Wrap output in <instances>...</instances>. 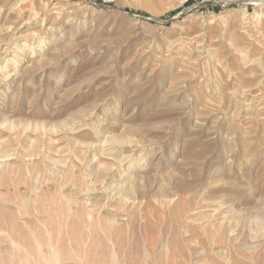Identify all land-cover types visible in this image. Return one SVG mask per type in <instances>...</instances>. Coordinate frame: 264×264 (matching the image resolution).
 Returning a JSON list of instances; mask_svg holds the SVG:
<instances>
[{"label": "rangeland", "instance_id": "1", "mask_svg": "<svg viewBox=\"0 0 264 264\" xmlns=\"http://www.w3.org/2000/svg\"><path fill=\"white\" fill-rule=\"evenodd\" d=\"M263 1L0 0V264H81L122 214L116 257L168 259L176 208L205 245L264 235Z\"/></svg>", "mask_w": 264, "mask_h": 264}, {"label": "bare ground", "instance_id": "2", "mask_svg": "<svg viewBox=\"0 0 264 264\" xmlns=\"http://www.w3.org/2000/svg\"><path fill=\"white\" fill-rule=\"evenodd\" d=\"M234 1V0H233ZM239 1V0H238ZM262 2V1H261ZM264 2V1H263ZM223 3V2H222ZM225 3V2H224ZM250 3H252V4H257L258 5V0H250ZM262 5V4H261ZM3 8V7H2ZM1 10V9H0ZM1 12V11H0ZM263 13V12H262ZM9 29H11V28H9ZM19 30V29H18ZM15 39V38H14ZM1 46V45H0ZM7 62V61H6ZM245 62V61H244ZM258 62V61H257ZM7 64V63H6ZM3 65H5V64H3ZM260 66V69H262V67H261V65H259ZM259 66H258V68H259ZM4 68V67H3ZM2 68V70H5V69H3ZM256 68H257V66H256ZM257 68V69H258ZM263 71H264V69H262ZM28 160V159H27ZM31 160V159H30ZM0 173H2V172H0ZM2 175L3 174H1V177H2ZM0 177V178H1ZM104 190V189H103ZM108 190V189H107ZM113 191V190H112ZM71 192V191H70ZM92 192V191H91ZM116 193V192H115ZM114 193V194H115ZM70 194V193H69ZM88 194V193H87ZM92 195V194H91ZM116 195V194H115ZM67 196H68V194H67ZM103 196V195H102ZM65 197H66V194H65ZM97 197H99V196H97ZM101 197V196H100ZM111 197H112V195H111ZM117 197V196H116ZM63 198V197H62ZM68 198H70V196L68 197ZM71 198H72V196H71ZM85 198V197H84ZM43 199H44V197H43ZM92 199V198H91ZM100 200L102 199V198H99ZM104 199H106V198H104ZM116 199H118V198H116ZM115 199V200H116ZM132 199H134V197H132ZM136 199V198H135ZM134 199V200H135ZM45 200V199H44ZM85 200V199H84ZM83 200V201H84ZM93 200V199H92ZM91 200V201H92ZM94 200H96V198L94 199ZM93 200V201H94ZM107 200V199H106ZM112 200V199H111ZM126 200V199H125ZM128 200V199H127ZM172 200H174V199H172ZM103 201V200H102ZM107 201H109V200H107ZM106 201V202H107ZM113 201V200H112ZM120 201H123V200H120ZM120 201H119V203H120ZM166 201L168 202L169 200H165V203H166ZM42 202V204H43V201H41ZM99 202H101V201H98V203ZM105 202V203H106ZM117 202V201H116ZM140 202V201H139ZM170 202V204H171V202L172 201H169ZM198 202H199V200H198ZM201 203H204V200H203V202L202 201H200ZM200 202H199V204H200ZM208 202V201H207ZM76 203H78V202H76ZM112 203V202H111ZM118 203V204H119ZM126 203H127V201H126ZM134 203V202H133ZM141 203V202H140ZM140 203H138V205L140 204ZM143 203V202H142ZM163 203V202H162ZM178 203V202H177ZM176 203V204H177ZM183 203V202H182ZM194 203H195V201H194ZM205 203H206V201H205ZM204 203V204H205ZM41 204V205H42ZM75 204V203H74ZM80 204V203H79ZM78 204V205H79ZM86 204V203H85ZM97 204V203H96ZM101 204H103V203H101ZM117 204V203H116ZM125 204V203H124ZM124 204H123V206H122V204H121V206L122 207H124ZM130 204V203H129ZM173 204V203H172ZM186 204V203H185ZM185 204H182V207L181 208H183V209H185ZM187 204H188V202H187ZM43 205H45V204H43ZM83 205V204H82ZM81 205V206H82ZM105 205H107V204H105ZM109 205V204H108ZM120 205V204H119ZM128 205V204H127ZM137 205V206H138ZM160 205H161V203H160ZM162 205H164V203L162 204ZM161 205V206H162ZM167 205V204H166ZM178 205H180L181 206V204H178ZM183 205H185V206H183ZM80 205H79V207H81ZM91 206V205H90ZM109 206H111V205H109ZM140 206V205H139ZM175 207H176V205H174ZM189 206H190V204H189ZM206 205H204V207H205ZM208 206V205H207ZM73 206H70V208H72ZM106 207V206H105ZM131 208H133V207H135V206H130ZM130 207H128L129 208V211L131 210V211H133L132 209H130ZM164 207V206H163ZM166 208H167V206H165ZM187 207V206H186ZM193 207H195V206H193ZM199 207H201V205L199 206ZM199 207H198V209H199ZM203 207V208H204ZM62 208H63V206H62ZM67 208V207H66ZM74 208V207H73ZM88 208V207H87ZM103 208H104V205H103ZM113 209L112 210H115L114 209V207H112ZM136 208H138V207H136ZM189 208V207H188ZM187 208V209H188ZM202 208V209H203ZM47 209V208H46ZM76 209V208H75ZM81 209H83V208H81ZM89 209H90V207H89ZM97 209V208H96ZM163 209H165V208H162V210ZM167 209H169V207L167 208ZM172 209V208H171ZM171 209L170 210H168L169 212L171 211ZM189 209H191V207L189 208ZM189 209H188V212H191V211H189ZM194 209V208H193ZM193 209H191V210H193ZM195 209H196V207H195ZM197 209V210H198ZM207 208H205L204 210H206ZM209 209V208H208ZM207 209V210H208ZM45 210V209H44ZM48 210V209H47ZM50 210V209H49ZM62 210V209H61ZM60 210V211H61ZM63 210H64V208H63ZM70 210V209H69ZM71 210H74V209H71ZM78 210V209H77ZM88 210V209H87ZM87 210H86V212H87ZM91 210V209H90ZM89 210V211H90ZM92 210H93V208H92ZM94 210H95V208H94ZM103 210V209H102ZM139 210V209H138ZM186 210V209H185ZM185 210H183V211H185ZM201 210V209H200ZM262 210V209H261ZM261 210H260V212H259V217H258V219L255 221L256 222V225L257 226H260V225H262V223L264 222V210L261 212ZM76 211V210H75ZM79 211V210H78ZM77 211V212H78ZM80 211H82V210H80ZM110 211V210H109ZM126 211H128V210H126ZM128 211V212H129ZM134 211H135V209H134ZM167 211V212H168ZM173 211V210H172ZM181 211L179 208H176V212L174 213V214H172V215H175L174 216V218L173 217H171V218H173V221H172V224H170V225H173V226H176L178 223H179V221H181V219H183V216H184V222H186L187 223V228H188V230H187V234L186 233H184V234H186V235H183V233H181V232H179L178 231V229H174V230H170V232H169V225H168V227H166V228H168V229H164L165 231H164V233L166 232V230H168V235H169V238H170V241H168V243L171 245V244H173L174 246V248L177 246V249H174V248H171L170 246V248H171V250H169V253H171L170 251H172V249H174V251L171 253V256H170V254H169V257L170 258H168V259H164V255H163V250H162V248L165 250V248H166V246H164V247H161V250H159L158 252H156V253H153L152 251H155V250H152V251H145V250H143L144 252H139V254L137 255V253L136 254H129L128 256H122V255H120V258L117 256H115L114 255V251H115V249H117V250H120V248H121V246H122V244H123V241H124V239H123V237H122V235H121V232H120V228H122V227H119V226H121L123 223V220L121 219V217H123L124 215L122 214V215H114V217H112V218H107V217H104V218H106V219H108V220H106V219H104L103 218V221H102V224H101V226H100V228L105 232V234H107L108 235V239L110 238L112 241H110V243L113 245V248H110L109 247V245H107L106 243H102V245L100 244V243H98V246H99V244L101 245V246H99L100 248L99 249H96V246H97V244H94V246H92V247H90V249H92V251H88L87 250V248H86V255L84 256V261L81 263V264H194V263H196V264H261L262 263V259H260L261 258V254H262V252L260 251V258H259V256H257L255 253L257 252V251H259V249L261 250V249H264V235H262V236H259L258 238L259 239H257L256 238V240L254 241H251V242H249L248 240V242L249 243H240V242H238V243H240V244H238V245H236L235 244V240H232V241H234V246L232 245H230L231 243H224L218 236H216V235H218V234H220V231L222 232V229L219 227V228H217V229H214V231H213V229H212V231H213V234H211V242H209V243H207V244H209V246L206 244L205 245V243H203V239H202V235L201 234H203V228L201 229V231H198L199 229H197L196 227V229L197 230H195V229H193L192 228V226L193 225H191V222L195 219V218H193L191 215H192V213H190L191 215H189V214H187V213H179V212ZM187 211V210H186ZM194 211V210H193ZM202 211V210H201ZM201 211L199 212V213H201ZM232 211V210H231ZM42 212H43V210H42ZM66 212V211H65ZM71 211H69V213H70ZM73 212V211H72ZM93 212V211H92ZM92 212H90V213H92ZM96 212H99L98 210L96 211ZM106 212V211H105ZM117 212H119V211H117ZM136 212V211H135ZM135 212H133V213H135ZM165 212V211H164ZM197 212V213H198ZM208 212V211H207ZM44 213V212H43ZM46 213V212H45ZM44 213V214H45ZM48 213V212H47ZM47 213H46V215H47ZM94 213H95V211H94ZM108 213V212H107ZM130 213H132V212H130ZM138 213V212H137ZM161 213V212H160ZM163 213V212H162ZM234 213V212H233ZM256 213V212H255ZM254 213V214H255ZM64 214V213H63ZM80 215H81V213H79ZM78 213H77V215H79ZM83 214V213H82ZM110 214H112V212L110 213ZM129 214V213H128ZM146 214V213H145ZM166 214V213H165ZM168 214V213H167ZM171 214H170V216H171ZM185 214H187V215H185ZM194 214V213H193ZM203 214V213H202ZM205 214V213H204ZM213 214V213H212ZM257 214H255V216L257 215ZM67 215V217H68V214H66ZM71 215V214H70ZM87 215L88 216H90L89 215V213L87 212ZM86 215V216H87ZM93 215V214H92ZM91 215V216H92ZM99 215H100V213H99ZM127 215V214H126ZM135 215H136V213H135ZM135 215H132V216H135ZM143 215V214H142ZM160 215V214H159ZM158 215V217H160ZM191 217V218H189V216ZM210 215V214H209ZM215 215H217V214H215ZM257 215V216H258ZM54 216V215H53ZM52 215H51V218L53 217ZM74 216H76V214L74 215ZM82 216V218L84 217H86L85 215L83 216V215H81ZM94 216V215H93ZM105 216V215H104ZM107 216V215H106ZM130 216H131V214H130ZM194 216V215H193ZM198 216V215H197ZM204 216V215H203ZM252 216H254L253 214H252ZM48 217L50 218V215H48ZM48 217H47V219H48ZM66 217V216H65ZM64 217V218H65ZM77 217V216H76ZM76 217L74 218V222H75V219H76ZM80 217V216H79ZM127 216H125V218H126ZM166 217V216H165ZM195 217H196V215H195ZM200 217V216H199ZM201 217H202V215H201ZM205 217V216H204ZM207 217V216H206ZM205 217V218H206ZM208 217H212V216H208ZM215 217V216H214ZM213 217V218H214ZM70 218V217H69ZM78 218V217H77ZM81 218V217H80ZM81 218V219H82ZM84 218H83V220H84ZM90 218V217H89ZM133 218V217H132ZM168 218V217H167ZM203 218V217H202ZM202 218H199V219H202ZM217 218H219V217H217ZM216 218V219H217ZM254 218H256V217H254ZM54 219H57L56 218V216H55V218ZM60 219V218H59ZM66 219V218H65ZM68 219V218H67ZM93 220H94V218H92ZM134 219V218H133ZM156 219L157 220H159L157 217H156ZM164 219H166V218H164ZM170 219V218H169ZM210 218H208L207 220H209ZM225 219V218H224ZM224 219H220V220H224ZM52 220V219H51ZM64 220V219H63ZM90 220H91V218H90ZM98 220V219H97ZM132 220V219H131ZM172 220V219H171ZM197 220H198V217H197ZM53 221V220H52ZM52 221H49V219H48V222H50L49 224H51L52 223V225H53V223L54 222H56V220L54 221V222H52ZM60 221H62L61 219L58 221V219H57V222H60ZM69 221V220H68ZM82 221V220H81ZM101 221V220H100ZM139 221V220H138ZM196 221V220H195ZM205 221V220H204ZM210 221V220H209ZM215 221V220H214ZM217 221H219V220H217ZM66 222H67V220H66ZM83 222V221H82ZM82 222H80L81 224H82ZM92 222V221H91ZM90 222V223H91ZM124 222H126L125 220H124ZM143 222V221H142ZM160 222V221H159ZM158 221H157V223H159ZM162 222V221H161ZM165 222H168V220L167 221H165ZM171 222V221H170ZM197 222V221H196ZM195 222V223H196ZM201 222V221H200ZM203 222V221H202ZM206 222V221H205ZM216 222V221H215ZM221 222H223V221H221ZM226 222V221H225ZM255 222H253L252 221V223H254L255 224ZM61 223V222H60ZM60 223H58V224H60ZM73 223V222H72ZM85 223V222H84ZM162 223H164V220H163V222ZM183 223V222H182ZM213 223V222H212ZM217 223V222H216ZM224 223V222H223ZM68 224V223H67ZM75 224V226H76V228H74V229H77V227H79V226H81V224L80 225H78L76 222L74 223ZM78 226H77V225ZM92 224V223H91ZM94 224V223H93ZM130 224V223H129ZM129 224H128V226H129ZM150 223H148V225H149ZM165 224H167V223H165ZM253 224V225H254ZM264 224V223H263ZM55 225V224H54ZM65 225V224H64ZM64 225H63V227H64ZM69 225V227L68 228H70L71 226H70V224H68ZM67 225V226H68ZM90 225V224H89ZM115 225H116V227L117 228H115ZM124 225H125V223H124ZM131 225V224H130ZM165 226L164 224H161L160 226ZM180 225V224H179ZM183 225V224H182ZM252 225V226H253ZM60 226V225H59ZM59 226H57V228L59 227ZM74 225L72 224V227H73ZM74 226V227H75ZM123 226V225H122ZM150 226V225H149ZM159 226V225H158ZM162 226V227H163ZM181 226V225H180ZM196 226V225H195ZM219 226V225H218ZM221 226V225H220ZM227 226V225H226ZM256 226V227H257ZM264 226V225H263ZM51 227V226H50ZM56 227V226H55ZM62 227V226H61ZM66 227V226H65ZM94 227V226H93ZM92 227V228H93ZM124 227V226H123ZM125 227H126V225H125ZM153 226L151 225V228H152ZM178 227V226H177ZM201 227V226H200ZM215 227V226H214ZM228 227H231V226H228ZM60 228V227H59ZM67 228V229H68ZM99 228V227H98ZM135 228V227H134ZM147 228V227H146ZM146 228H144L146 231L147 230H150L149 229V227H148V229H146ZM164 228V227H163ZM175 228V227H174ZM184 228V227H183ZM182 228V229H183ZM213 228V227H212ZM259 228H261V227H259ZM60 229H62V228H60ZM66 229V230H67ZM82 229V228H81ZM132 229V228H131ZM139 229V228H138ZM170 229H172V228H170ZM181 229V230H182ZM211 229V228H210ZM226 229H227V227H226ZM257 229H258V227H257ZM65 230V229H64ZM70 230V229H69ZM80 230V229H79ZM83 231H84V229H82ZM81 230V231H82ZM89 230V229H88ZM154 230H157V229H154ZM158 230H162L161 228L160 229H158ZM157 230V231H158ZM205 230H207L206 228H205ZM204 230V231H205ZM208 230H209V228H208ZM229 230V229H228ZM259 230H261L262 231V229H259ZM55 231V230H54ZM56 231H58V229L56 230ZM60 231H62V230H59L58 231V234H63L62 232H60ZM124 231H125V229H124ZM126 231H127V229H126ZM146 231H143V232H146ZM185 231V230H184ZM210 231V230H209ZM236 231V230H235ZM60 232V233H59ZM64 232V231H63ZM65 232H67V231H65ZM72 232L74 233V232H76V231H71V233H70V235H72ZM88 232V231H87ZM98 232H99V230H98ZM132 232H134V231H132ZM132 232H131V235H132ZM159 232V231H158ZM206 232V231H205ZM204 232V233H205ZM226 232H228L227 230H226ZM232 232V231H231ZM237 232V231H236ZM79 232H76V236H77V234H78ZM136 233V232H135ZM167 233V232H166ZM208 234H209V232H207ZM224 233H225V230H224ZM223 233V234H224ZM65 234H67V233H65ZM64 234V235H65ZM69 234V233H68ZM89 234V233H88ZM102 234V233H101ZM123 234H124V232H123ZM126 234H127V232H126ZM125 234V235H126ZM142 234V233H141ZM144 234H146V233H144ZM207 234V235H208ZM228 234H230V232L228 233ZM235 234V233H234ZM234 234H233V236H234ZM240 234V233H239ZM238 234V232H237V235H239ZM69 235V236H70ZM80 235H82V234H80ZM92 235V234H91ZM128 236H129V234H127ZM126 235V236H127ZM134 235V234H133ZM140 235V233L138 234V236ZM147 236H148V234H146ZM151 235V237H149ZM167 235V236H168ZM205 234H203V236H204ZM206 235V236H207ZM242 234H240L239 236H241ZM245 235V234H244ZM68 236V235H67ZM75 236V237H76ZM86 236V235H85ZM147 236H146V238H147ZM149 236H148V239H150L149 241L152 243V244H159V247H160V237L158 236V235H154V234H149ZM162 236V235H161ZM232 236V237H233ZM246 236V235H245ZM62 237V236H61ZM72 237V239H73V236H70L69 238H71ZM75 237H74V239H75ZM79 237V236H78ZM125 237V236H124ZM137 235L135 234V239H136V242L138 243L139 242V237H137V238H139L138 239V241H137ZM208 237V236H207ZM231 237V236H230ZM238 237V236H237ZM242 237V236H241ZM241 237H238L237 239L240 241V238ZM244 237V236H243ZM248 237V236H247ZM20 238V237H19ZM59 238V237H58ZM65 239L67 238V237H64ZM79 238H81V236L79 237ZM83 238H85V237H83ZM93 238V237H92ZM102 238H104V237H102ZM132 238H134V236H132ZM144 239L145 241L146 240H148V239ZM203 238H205V237H203ZM209 238V237H208ZM208 238H206V239H208ZM21 239V238H20ZM77 239V238H76ZM129 239V238H128ZM127 239V241L129 242V240ZM131 239V238H130ZM206 239H204L205 241H209V240H206ZM210 239V238H209ZM242 239H245V238H242ZM241 239V240H242ZM253 239V238H252ZM62 239L60 238V240H58V242H60ZM67 240H68V238H67ZM79 240H81V239H78V241ZM105 240V239H104ZM141 240V239H140ZM166 240V239H165ZM164 240V241H165ZM65 241V240H64ZM77 241V240H76ZM76 241H75V243H76ZM87 241V240H86ZM131 242H134L133 240H130ZM201 241H202V243H201ZM69 242H71V241H69ZM93 242H94V240H93ZM97 242H98V240H97ZM100 242H102V241H100ZM242 242V241H241ZM81 243V242H80ZM141 243H143V242H141ZM140 242H139V244H141ZM146 244H148L147 243V241L145 242ZM145 243H143L145 246H147ZM200 243V244H199ZM79 244V243H78ZM111 244H110V246H111ZM131 244V243H130ZM142 244V245H143ZM166 244V243H165ZM181 244L183 245V246H187V249H185V251H184V249L182 248V246H181ZM64 245H65V243H60V246L59 247H57L58 249L60 248V250H65V252H64V254L67 252L66 251V249H64L65 247H64ZM72 245V244H71ZM70 245V246H71ZM128 245V244H127ZM134 245H135V243H134ZM149 245H151V244H148V246ZM168 245V244H167ZM72 246H74V244L72 245ZM71 246V247H72ZM84 246V245H83ZM82 245H81V247H79L80 249L83 247ZM126 246V245H125ZM144 246V247H145ZM153 245H151L150 246V248L152 247ZM70 247V248H71ZM86 247H88L87 245H86ZM131 247V246H130ZM139 247H142L141 245L139 246ZM153 247H156V245L155 246H153ZM152 247V248H153ZM78 248V247H77ZM89 248V247H88ZM57 249V250H58ZM73 249H74V247H73ZM131 249V248H130ZM168 249V248H167ZM60 250H59V253H60ZM77 250V249H76ZM76 250L74 249V254H75V252H76ZM70 251V253H71V250H69ZM83 251H84V248H83ZM82 251V249H81V251H79V252H83ZM136 252H137V250H135ZM166 251V250H165ZM58 252V251H57ZM78 252V251H77ZM150 252H152V253H150ZM263 252H264V250H263ZM62 253V252H61ZM84 253H85V251H84ZM168 253V252H167ZM72 254V253H71ZM79 254V253H78ZM77 254V255H78ZM82 254V253H81ZM165 254H166V252H165ZM58 256H59V254H57ZM61 255V254H60ZM66 255V254H65ZM65 255H63V256H65ZM84 254H82V255H80L79 254V256H83ZM57 256V257H58ZM72 256H73V254H72ZM71 256V257H72ZM56 257V258H57ZM66 257V256H65ZM68 257H70V255L68 256ZM68 257H66V258H68ZM78 257V256H77ZM64 258V257H63ZM66 258H64V259H66ZM74 258H76L75 256H74ZM79 258H81V257H79ZM79 258H78V260H79ZM58 259H59V261L61 260H63L62 258L60 259L59 257H58ZM70 259V258H69ZM73 260V259H72ZM59 261H58V263H59ZM66 261V263H68V261L67 260H65ZM80 262V261H79ZM24 263H26V262H24ZM29 263V262H28ZM30 264V263H29ZM62 264H64L63 262H62Z\"/></svg>", "mask_w": 264, "mask_h": 264}]
</instances>
